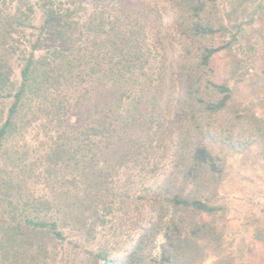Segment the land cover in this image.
<instances>
[{"label": "trees", "instance_id": "trees-1", "mask_svg": "<svg viewBox=\"0 0 264 264\" xmlns=\"http://www.w3.org/2000/svg\"><path fill=\"white\" fill-rule=\"evenodd\" d=\"M168 1L180 88L163 118L153 101L168 47L143 14L117 0H0V264H195L216 234L225 162L211 147L213 120L233 89L214 60L232 53L236 33L216 0ZM176 128L168 176L148 187L154 216L131 248L65 261L68 238L95 241L116 198H130L117 194L123 175L155 179L153 156Z\"/></svg>", "mask_w": 264, "mask_h": 264}, {"label": "rangeland", "instance_id": "rangeland-1", "mask_svg": "<svg viewBox=\"0 0 264 264\" xmlns=\"http://www.w3.org/2000/svg\"><path fill=\"white\" fill-rule=\"evenodd\" d=\"M71 1L92 8L95 4L116 0ZM117 1L147 17L154 30L166 40L170 60L169 64L166 62L168 76L153 103L159 115L170 118L174 115L173 105L180 88L169 44L176 28L172 3L168 0ZM216 4L219 17L236 33L232 53L222 52L214 60L219 75L228 79L233 89V102L213 120L211 147L225 162L218 186L223 211L217 220L216 234L200 242L195 264H214L218 260L219 264H264V0H216ZM35 22L40 24V15ZM52 42L47 40L43 50ZM177 131L176 128L165 146L153 156L156 167L149 169L157 168L155 179L144 182L142 176L132 178L125 172L117 194L130 198H116L107 229L95 241L81 246L68 238L62 250L65 261L84 262L87 249H107L113 257H122L131 248L141 226L154 216L148 187L168 176ZM161 241L162 237L158 244Z\"/></svg>", "mask_w": 264, "mask_h": 264}]
</instances>
